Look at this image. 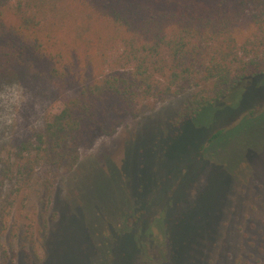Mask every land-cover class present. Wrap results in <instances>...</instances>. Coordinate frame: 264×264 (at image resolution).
Here are the masks:
<instances>
[{"label": "trees", "instance_id": "16d2710c", "mask_svg": "<svg viewBox=\"0 0 264 264\" xmlns=\"http://www.w3.org/2000/svg\"><path fill=\"white\" fill-rule=\"evenodd\" d=\"M244 16L249 27L239 37ZM26 61L45 63L51 78L74 88L59 111L48 113L43 130L17 146L14 162L1 168L5 177L13 172L29 182L41 165L71 168L84 140L112 134L126 117H138L194 82L205 86L180 108L175 125L206 108L234 107L254 81L264 80V0H0V73ZM250 113L243 119L260 112ZM230 130L216 129L201 154L228 172L254 146L211 150ZM228 156L235 161L231 167ZM107 188L109 201L89 205L83 198L74 206L93 248L89 264H112L115 237L135 226L139 235L121 243L127 260L181 264L182 245L166 226V197L138 200L141 214L131 221L135 204L122 198L115 223L105 224L102 211L116 203ZM43 190L49 202L47 178ZM151 204L161 210L153 219L147 215ZM149 247L159 256L149 255Z\"/></svg>", "mask_w": 264, "mask_h": 264}, {"label": "rangeland", "instance_id": "374dc122", "mask_svg": "<svg viewBox=\"0 0 264 264\" xmlns=\"http://www.w3.org/2000/svg\"><path fill=\"white\" fill-rule=\"evenodd\" d=\"M248 27L244 16L237 35ZM48 72L45 63L26 61L0 73V171L14 162L20 143L43 130L48 113L59 111L74 93L71 84ZM203 86L194 82L138 117H126L112 134L84 140L69 169L41 165L29 182L0 172V264H89L93 248L74 206L83 198L89 205L105 203L111 199L107 187L116 203L102 211L105 224L115 223L125 197L135 204L130 221L141 214L138 200L166 197V226L182 245L181 264H264V80L254 81L234 107L206 108L175 125L180 108ZM251 110L260 113L243 119ZM221 128L231 130L211 150L254 145L231 172L201 155L208 137ZM227 160L230 167L235 163ZM113 169L117 177L109 175ZM45 178L53 186L49 202ZM153 205L147 208L152 219L161 212ZM136 228L115 237L112 264H140L127 260L121 245L139 235Z\"/></svg>", "mask_w": 264, "mask_h": 264}]
</instances>
